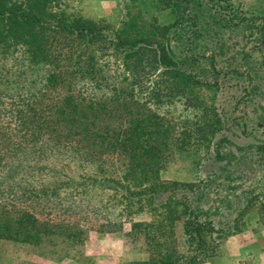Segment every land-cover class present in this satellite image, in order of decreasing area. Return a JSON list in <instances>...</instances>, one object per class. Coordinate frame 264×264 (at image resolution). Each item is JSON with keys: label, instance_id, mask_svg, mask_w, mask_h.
<instances>
[{"label": "trees", "instance_id": "16d2710c", "mask_svg": "<svg viewBox=\"0 0 264 264\" xmlns=\"http://www.w3.org/2000/svg\"><path fill=\"white\" fill-rule=\"evenodd\" d=\"M67 1L0 0V119L7 126L14 121L19 130L30 123V112L47 117L48 105L41 106L39 96L81 84L90 94L85 103L65 97L55 122L77 126L79 120L76 129L86 132L88 121L95 126L101 116H125V121L103 136L93 133L101 143L94 141L84 155L62 145V135L43 132V123L36 125L43 135L33 132L25 149L16 143L0 164V204L17 193L20 177L37 172L49 178L39 190L22 194L27 202L37 207L53 202L70 216L93 213L100 230L128 226L131 236L144 240V264H203L216 258L222 241L246 230L250 214L264 219L263 180L255 176L262 172L264 179V138L235 143L228 136L227 114L215 97L205 98L240 77L254 88L257 72L219 66L216 57H222L227 41L217 30L241 39L263 37L264 16L235 0H152L156 11L173 16L161 25L156 17H144L138 0H128L129 11L115 28L68 11ZM170 41L179 44L177 54ZM250 53L238 52L242 59ZM106 91L112 94L104 100ZM243 92L245 103L249 91ZM178 107L186 115L175 122L167 116ZM174 152L200 166L198 182L159 179L165 158ZM64 155L77 161L66 164L60 161ZM93 190L110 198L100 211L93 210ZM116 197L120 209L113 217ZM6 215L0 211V237L7 239L23 236V222L36 229L42 224L33 213L15 221ZM177 222H182L185 253L179 251Z\"/></svg>", "mask_w": 264, "mask_h": 264}, {"label": "rangeland", "instance_id": "374dc122", "mask_svg": "<svg viewBox=\"0 0 264 264\" xmlns=\"http://www.w3.org/2000/svg\"><path fill=\"white\" fill-rule=\"evenodd\" d=\"M235 1L242 5L247 12H255L264 16V0ZM138 2L139 8L147 20L156 17L157 22L161 25H168L173 21V16L168 12L156 11L152 0H138ZM67 3L68 11L79 12L88 19L105 20L115 28L121 25V21L125 19L127 11H129L128 0H68ZM217 31L220 38L225 36L227 41L225 50L222 51V57H216L219 66L227 70L239 69L240 73L245 70L257 72L256 81L253 84L255 89L247 85V82L240 77L226 84L217 94L211 92L205 96L210 100L215 97L217 107L227 114L232 127L228 134L229 138L235 143L245 146L251 144L256 138H264V35L259 37L257 34L255 37L258 40H255L254 36L241 39L240 37H232L227 31ZM254 45H258L256 51L252 49ZM168 47L173 54H177L180 50L179 44L174 41H170ZM213 48L217 49V46H213ZM241 51L244 53L251 52V57L242 59V56L238 54ZM10 63H8L7 68L10 67ZM118 83L119 81L114 82L116 85ZM19 86L20 84H18ZM243 89L249 91L245 103H243L245 99ZM106 94L104 100H107L112 93L106 91ZM89 95V90L82 87L81 84H74L70 89L64 86L63 89H55L49 94L47 92L44 96H39L42 102L41 106L48 105L44 111L47 113V117L38 119V117H32L30 112L26 117L27 121L30 122L25 125L28 127L27 129L23 126L18 130L19 126L17 127L10 118L9 126L4 124L5 119H0V164L9 159L8 154L10 150L17 148L16 143H19L22 149L29 147L30 135L35 131L39 132L36 130V125H40V123H43L41 125L44 129L43 132H47L51 137L62 135L60 137L62 145L79 149V153L82 155L92 151L94 141L95 145H100L101 139H93V133L103 136L108 127V130L112 131L114 128L122 127L125 116H121L120 119H116L117 117L108 119L101 116L95 121V126L88 121L86 132H81L82 128L81 130L76 129L79 126V120L77 126L68 125L63 121L61 123L55 122L58 119L57 110L63 107L62 102H64L65 97H74V100L82 104L86 101L85 97ZM95 95L100 99L101 95ZM25 96L28 97L26 94ZM240 100L242 102H239ZM33 101L30 99L29 103H34ZM107 103L110 102L107 101ZM34 108L40 110V107ZM182 114L186 115L178 107L173 111L171 110V114L167 117L173 118L176 122L180 120V118L177 120V115ZM89 118L90 116H88ZM46 123L49 125L46 126ZM42 131L39 134L43 135ZM76 131L81 133L80 137L73 134ZM65 134L70 135L68 140H65ZM55 141H48V143L54 144ZM97 146L96 148H98ZM60 161L68 164L75 163L77 160L69 157V155H64ZM165 161L164 169L159 173V179L162 181L196 183L203 176L200 166L196 167L187 154L174 152L165 158ZM255 176L263 180L262 190L264 191L263 173L256 172ZM48 178V175L29 171L27 175L20 177L15 183L14 189L17 193L13 194L12 198H6L8 199L7 202L4 201L0 204V211L7 214L5 218L8 220L15 221V219L24 217L28 213H33L42 223L36 229L37 226L23 222L25 229H21L23 236L18 240L0 237V264H144L148 260L144 240L141 237L131 236L128 226L123 231L100 230L101 221L96 220L99 217L94 216L93 213H90L87 218L82 214L70 216L57 211L58 209L52 204L53 202L47 203L45 207H37L35 203L27 202L22 197V194L28 191L39 190ZM50 198L49 196L48 199ZM90 199L95 211H100V205L106 204L110 200L107 196H101V193L96 190H93ZM114 199L117 206L114 208L113 217L116 216L118 208L120 209L118 207L119 198ZM136 219H140V217L138 216ZM246 220V230L240 235L222 241L217 257L203 264H264V219L259 220L257 214H250ZM176 232L179 239V251L185 253L182 222H177ZM26 233L31 236H27ZM33 235H38V238L35 239Z\"/></svg>", "mask_w": 264, "mask_h": 264}]
</instances>
